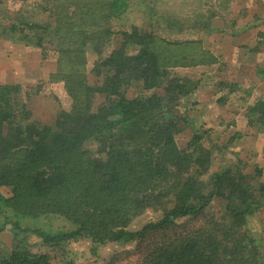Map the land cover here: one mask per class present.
Masks as SVG:
<instances>
[{"label": "trees", "instance_id": "obj_1", "mask_svg": "<svg viewBox=\"0 0 264 264\" xmlns=\"http://www.w3.org/2000/svg\"><path fill=\"white\" fill-rule=\"evenodd\" d=\"M51 1L50 22L0 19V36L41 51L53 47L49 81L62 83L71 100L51 124L31 120L25 109L18 121L14 103L22 89L0 85V234L12 240L11 248L0 246V264H78L67 247L79 240L90 241L93 253L128 246L122 254L131 264H264L263 223L251 226L264 210L261 172L251 176L232 164L204 181L214 155L208 132L191 129L186 144L178 143L195 85L171 70L216 63L200 40L185 38L201 30L197 22L153 11L156 0H138L150 16L147 27L118 31L113 22L138 8L137 0ZM87 50L98 55L89 72L100 84L87 81ZM217 87L228 95L239 89ZM96 96L102 102L94 110ZM246 117L264 131V96ZM215 201L223 207L209 215ZM148 210L158 218L130 230ZM50 219L73 229L34 226ZM30 237L50 252L33 253ZM120 254L92 264H117Z\"/></svg>", "mask_w": 264, "mask_h": 264}, {"label": "rangeland", "instance_id": "obj_2", "mask_svg": "<svg viewBox=\"0 0 264 264\" xmlns=\"http://www.w3.org/2000/svg\"><path fill=\"white\" fill-rule=\"evenodd\" d=\"M27 2L30 4L29 8L24 11L25 18L29 17L31 20L50 22L48 11L52 5L51 0H27ZM4 3H6V7L10 4L9 1H4ZM135 3L138 4V8L133 6L128 18L125 16L121 21L113 22L115 30L121 31L120 29L122 28L127 29L130 24H136L138 27H147L150 21V16H147V12L143 11L138 0ZM10 5L12 8L15 6L12 2ZM3 7L4 6L0 9V19L3 18L4 15L8 17L6 13L4 14L7 9ZM16 9L17 8H14L12 11L15 12ZM2 37L3 39H0L1 72L2 70L7 69L8 61L13 59L15 63L20 65L22 61L26 64L27 62H30L31 67L29 70L32 71H30V75L31 77H34V79H36L39 74L37 82L32 85L21 86L22 91L20 95L15 98L14 103L16 119L18 121L22 120L23 114L21 112L25 109V111L27 110L28 114H30L31 120H39L44 124L53 123L61 110L68 111L71 107V100L67 96L63 84L51 83L49 81V75L56 71V53L53 51V47L47 44L44 51L36 49L34 51L26 50V52H20L17 47L20 48L25 46L23 43L11 40L9 38L10 36ZM116 38L118 37L116 36ZM116 38H114V41L112 39L109 46L104 49V54L110 53L114 44L119 41ZM98 49H101V47ZM87 52V81L90 84H100L101 79L89 72L94 61L98 58V55L91 50H87ZM23 68L24 67H22V69ZM24 69L28 70L27 67ZM219 69L216 71L211 70L208 73L171 70L179 77L186 79L195 85V90L188 97L192 105V108L189 111L190 122L188 123L187 128H185V131L180 137H178V143L180 145L186 144L192 134L191 129L205 130L208 132V136H210L213 141L212 148L214 150V155L209 171L203 176L204 181H209L210 176L213 173L219 172L234 164L238 165L243 173L251 176L255 175V170H259L261 176L257 179L264 182V131L249 126L246 117V111L249 105H251L254 102L255 97L257 98L260 94L257 96L253 90H250L247 86H242L237 92L229 95L227 89L223 88V91L222 89L219 90V87H217L218 83H232L229 80L231 72H219ZM251 76L250 73H248L246 80L243 82L244 85L257 83L255 79L257 76ZM227 79L229 81H227ZM137 92V88L129 89L127 97L130 98ZM261 96H264V93H262ZM221 97H225L222 101L223 103H217V100L219 98L221 99ZM101 102L102 98L96 96L93 103V109L95 110ZM222 207V202L215 201L208 208V214H218ZM257 214L258 220L252 221L251 226L259 228V220H261L262 223L264 222V210L259 211ZM158 216L159 213L148 210L138 217L130 225L129 229L132 231L139 230L143 225L158 218ZM23 223V227L26 225L30 226L28 221H24ZM43 225H48L51 228L62 229L65 231L73 229V226L63 219H50L48 221H41L34 224L36 227H43ZM0 239V246L6 249L11 248L12 240L8 232L1 233ZM28 243L30 250L33 253L50 252L49 249L40 245L39 240L36 237H30ZM67 249L78 257V264H92L101 260H107L110 256H113L116 253H121V262L119 261L117 264L132 263L131 261L123 260L124 256L122 253L124 250L128 249V246L109 244L97 248L96 252L93 253L91 251L92 244L90 241L79 240L78 242L69 244ZM59 261L60 258H57L53 263L58 264Z\"/></svg>", "mask_w": 264, "mask_h": 264}, {"label": "crops", "instance_id": "obj_3", "mask_svg": "<svg viewBox=\"0 0 264 264\" xmlns=\"http://www.w3.org/2000/svg\"><path fill=\"white\" fill-rule=\"evenodd\" d=\"M0 1V9L2 6L7 9H5L7 12H4L3 9L2 11L7 14L10 21H18L25 17L24 11L29 8L30 4L27 0ZM4 1H9L10 4L12 2L15 6L13 5L12 8L9 4L6 7ZM14 8H17L15 12L12 11ZM152 10L160 14L166 10L169 14L180 16L187 24L197 22L198 29L201 30L187 32L185 38L200 40L201 49L216 59V63L211 66L176 68L174 70L208 73L220 68L219 72H231L229 80L238 84L239 88L247 86L257 96L260 94L257 98L255 97L254 102L261 98L260 96L264 93L262 91L264 90V0H156ZM128 15L129 13L121 18L125 16L128 18ZM135 26L137 25L135 24ZM1 38L3 39L2 36H0ZM17 49L20 52H26V50L34 51L37 48L22 46ZM10 60L7 69L2 72L0 70V85L17 84L21 87L37 82L39 74L36 79L31 77L30 62L26 64L22 61L20 65L13 59ZM22 67H27L28 70L22 69ZM248 73L250 76H257L256 84H243ZM229 80L227 79V81ZM262 230L264 241V222Z\"/></svg>", "mask_w": 264, "mask_h": 264}]
</instances>
